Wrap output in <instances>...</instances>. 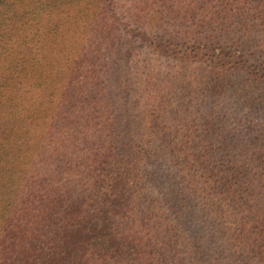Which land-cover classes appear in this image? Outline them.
<instances>
[{"label":"trees","instance_id":"1","mask_svg":"<svg viewBox=\"0 0 264 264\" xmlns=\"http://www.w3.org/2000/svg\"><path fill=\"white\" fill-rule=\"evenodd\" d=\"M0 264H264V0H0Z\"/></svg>","mask_w":264,"mask_h":264}]
</instances>
